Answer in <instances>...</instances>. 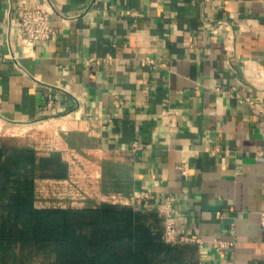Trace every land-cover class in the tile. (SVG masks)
Here are the masks:
<instances>
[{
    "label": "crops",
    "instance_id": "1",
    "mask_svg": "<svg viewBox=\"0 0 264 264\" xmlns=\"http://www.w3.org/2000/svg\"><path fill=\"white\" fill-rule=\"evenodd\" d=\"M18 1L0 0V117L58 120L61 158L75 150L92 180L82 206L133 196L162 234L171 195L197 264H264V0H50L54 32L30 56Z\"/></svg>",
    "mask_w": 264,
    "mask_h": 264
},
{
    "label": "trees",
    "instance_id": "2",
    "mask_svg": "<svg viewBox=\"0 0 264 264\" xmlns=\"http://www.w3.org/2000/svg\"><path fill=\"white\" fill-rule=\"evenodd\" d=\"M67 171L58 151L38 156L30 146L0 143V264H34L37 242L50 256L39 264H196L183 245L164 242L148 216L132 206H35L36 178ZM8 182L16 183L12 195L2 193Z\"/></svg>",
    "mask_w": 264,
    "mask_h": 264
},
{
    "label": "built area",
    "instance_id": "3",
    "mask_svg": "<svg viewBox=\"0 0 264 264\" xmlns=\"http://www.w3.org/2000/svg\"><path fill=\"white\" fill-rule=\"evenodd\" d=\"M11 8L12 5L10 4L9 12H11ZM15 8L18 19L15 33L16 41L23 55H33L36 42L40 39H46L50 37L51 33L54 32L55 28L52 22L51 14L53 12H56V9L50 0H45L43 2H36L33 0L18 1ZM8 31L9 32L7 34L6 40L8 42V45H10V56L16 60V56L13 55L11 48L13 37L10 30ZM260 108L262 111H264L263 106H261ZM69 153L68 163L71 166H76L79 165V163H82L78 162L80 158L77 153L71 150L69 151ZM71 166H69V170ZM181 171H187V167L185 164L181 166ZM79 176L74 171H69L64 177L36 178L34 187V204L36 201H39L40 196L46 197L48 195V193H42V190L47 192V189H49L50 187L52 191H54L52 193L57 195L59 198V201L55 203V205L53 204L51 206L67 207L64 202H61L62 199L66 198L69 201L68 204L71 205V207H81L79 203H82L83 200L91 194V187L93 186V184L91 179L87 178V180L82 181ZM38 190L39 193H37ZM55 190H58V194L55 193ZM102 201L127 205L133 201V196H126L122 193L114 192L107 195H101L100 202ZM173 202L174 197L169 195L159 204V207L157 209L163 224L161 234L162 239L165 242L171 243L177 241H195L200 244L201 239L199 237L186 234H178L176 229V218L173 211ZM35 206L40 207L41 205L38 206L35 204ZM45 206L46 205H42L41 207ZM261 223L262 225H264V212H262L261 215ZM214 241L215 248L219 251L223 248L231 246L234 243V240L232 238L223 237H215Z\"/></svg>",
    "mask_w": 264,
    "mask_h": 264
},
{
    "label": "rangeland",
    "instance_id": "4",
    "mask_svg": "<svg viewBox=\"0 0 264 264\" xmlns=\"http://www.w3.org/2000/svg\"><path fill=\"white\" fill-rule=\"evenodd\" d=\"M32 123H34V122H32ZM23 124H28V123L21 122V121H8V120L0 117V143L5 142L8 144L27 145V146L34 148L36 153H41V154L46 153V152L51 153L52 151H58L60 154L62 153V151L60 149L56 148L60 145V141L65 139V134L62 133L63 131L61 129H56L57 132L55 133V132H53V130H54L53 128L49 129V127H51V126H49L48 128H38V127H34V126H30V127L25 128V129H17L16 128L17 126L23 125ZM73 151L76 153L75 150H73ZM64 161L67 164V168H68L67 173L69 171H72L71 167L69 170V166H71V165L68 163V160L64 159ZM78 167H79V169H81L82 173L87 172L88 166L86 165L85 162L79 163ZM14 183L8 182V186H6L7 189H3L2 193L6 194V191H7V193H9L10 195L14 194L16 191L15 190L16 186L14 185ZM47 190H48L47 192L42 190V193H44V194L48 193V195L46 197L40 196L39 201L35 202L36 205H38V206L39 205L51 206L53 204L55 205V203H57L59 201L58 196L52 193L54 191H52V189L50 187ZM37 193H39V190ZM55 193L58 194V190H55ZM6 197H9V196H6ZM7 200H8V198H7ZM61 202H64L67 207H71V205L68 204L69 201L66 198L62 199ZM82 203H79V205L82 206ZM115 204H120V203H115ZM83 205H86V202ZM120 205H126V204H120ZM73 207H75V206H73ZM183 242H186V241H180V242H177L175 244L179 245V246L183 245L185 247V249L187 250L188 258L192 259L197 264V258H196V254L194 252V249H192V250H191V248L188 249L186 247V245H184L186 243H183ZM166 243H171V242H166ZM172 243L174 244V242H172ZM0 248H2L1 244H0ZM16 249H17V251H19V249H20L19 245L16 247ZM33 249H34L33 254H32V256H30V259L33 261L34 264H39V262L50 258V256H48L46 254L47 252L45 251V248L40 247V243H38V242L34 243ZM1 250L2 249H0V253H1ZM28 257H25V258L28 259Z\"/></svg>",
    "mask_w": 264,
    "mask_h": 264
},
{
    "label": "bare ground",
    "instance_id": "5",
    "mask_svg": "<svg viewBox=\"0 0 264 264\" xmlns=\"http://www.w3.org/2000/svg\"><path fill=\"white\" fill-rule=\"evenodd\" d=\"M57 121L58 120H56V119H43V120L36 121L34 123L19 125L16 128L17 129H25V128L30 127V126H34V127H38V128H48L49 126L56 125ZM59 125L69 132H72V130H73V128H71V126L66 122L65 119L60 120Z\"/></svg>",
    "mask_w": 264,
    "mask_h": 264
}]
</instances>
